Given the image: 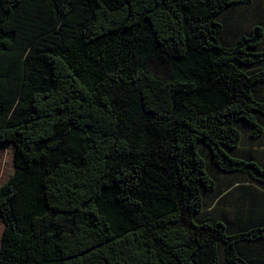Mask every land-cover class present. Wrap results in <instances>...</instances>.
I'll list each match as a JSON object with an SVG mask.
<instances>
[{
    "label": "trees",
    "instance_id": "1",
    "mask_svg": "<svg viewBox=\"0 0 264 264\" xmlns=\"http://www.w3.org/2000/svg\"><path fill=\"white\" fill-rule=\"evenodd\" d=\"M263 38L264 0H0V264H264Z\"/></svg>",
    "mask_w": 264,
    "mask_h": 264
},
{
    "label": "rangeland",
    "instance_id": "2",
    "mask_svg": "<svg viewBox=\"0 0 264 264\" xmlns=\"http://www.w3.org/2000/svg\"><path fill=\"white\" fill-rule=\"evenodd\" d=\"M255 3V0H254ZM242 9H248L249 8H242ZM257 11L254 9V14ZM251 17H253V7H251ZM251 22V21H250ZM255 23V21H254ZM251 27V24L248 25ZM67 30V29H65ZM51 43V44H50ZM48 41H42L37 43V48L40 49H51L52 51H57L59 48H64L65 46L63 44L61 45H53L54 43ZM264 47V38L262 42V48ZM17 68L19 66L16 65ZM16 68V70H18ZM20 113V108L15 106L14 104L8 105L7 107L4 106V115L2 118V121H8L14 118L16 114ZM245 148V147H242ZM13 173V167H12V162H11V155H10V149L8 147L2 148L0 150V183L5 181L11 174ZM221 176V175H220ZM196 218V217H195Z\"/></svg>",
    "mask_w": 264,
    "mask_h": 264
},
{
    "label": "crops",
    "instance_id": "3",
    "mask_svg": "<svg viewBox=\"0 0 264 264\" xmlns=\"http://www.w3.org/2000/svg\"><path fill=\"white\" fill-rule=\"evenodd\" d=\"M254 150H257L258 152H262L261 154H259L258 158L262 160V162L264 163V140H261L260 144H257V141H254Z\"/></svg>",
    "mask_w": 264,
    "mask_h": 264
}]
</instances>
